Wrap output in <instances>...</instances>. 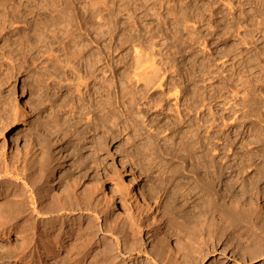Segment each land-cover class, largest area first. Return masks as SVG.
I'll use <instances>...</instances> for the list:
<instances>
[{"label": "rangeland", "instance_id": "374dc122", "mask_svg": "<svg viewBox=\"0 0 264 264\" xmlns=\"http://www.w3.org/2000/svg\"><path fill=\"white\" fill-rule=\"evenodd\" d=\"M48 1L0 0V82L8 79L0 86V96L7 98L11 109V127L5 125L0 131V162L11 166L17 161H42L46 170L40 174L37 186L44 205L59 207L67 195L80 203L86 196L88 209L82 217L78 211L73 213L68 221L75 222L72 226L61 229L55 225L52 229L44 222L24 232L25 221L32 218L29 194L22 193V181L17 177L0 172V264H24L25 246L35 256L34 264H110L104 262L109 256L107 239L115 241L117 237L119 243L134 245V251L128 255L123 249L114 251L118 259L113 264H155L152 246L163 258L182 262L178 251L184 249L187 238L171 230L168 218L172 211L180 221L188 225L192 221L201 237L207 238L211 230L218 233L221 229L227 234L216 252L211 250L197 264H211L213 258L217 260L214 264L264 263L261 259L249 261L251 252H260L264 243L250 246L254 237L242 224L244 221L226 230L224 215H238L240 208L245 217L249 205L255 203L263 216V198L253 203L252 198L243 195L239 190L242 179L236 193L231 190L228 183L236 178L228 169L223 179L205 181L199 160L183 150L184 145L193 144L196 154L191 153L197 158L211 144L217 151H212L211 158L217 164L235 165L240 163L237 153L264 148V62L252 67V73L241 71L238 77L233 76L231 46L235 40L229 33L236 21L243 26L246 23L241 26L242 34L246 32L250 43L263 47L264 0ZM248 21L255 26H249ZM257 24H261V31L256 30ZM147 55L155 56L153 62L161 69L160 74L166 70L164 87L173 83L178 86L177 98L174 91L152 87V81L137 82L135 74L144 71L138 66L145 64L146 69L153 58L147 59ZM245 73L249 78L258 77L251 84L255 87H243ZM234 90L240 91L238 102L234 101ZM165 96L169 98L167 103L154 106L153 97L156 100ZM212 115L217 122L213 128L216 132L209 141ZM17 131L23 138L15 140ZM171 160L187 169L179 180L196 189L185 205L174 202L171 192L163 189L165 183L159 184L160 180L171 179L165 170ZM194 169L200 171L204 189L189 175ZM96 178L98 186L93 183ZM124 180L131 188L125 187ZM22 194L28 198L21 199ZM209 196L217 206L211 205ZM143 197L152 208L147 207ZM19 206L24 210L19 212ZM101 212L99 230L95 217ZM152 216L159 222L158 231L151 225ZM11 217L17 219L12 222ZM2 234H7V239Z\"/></svg>", "mask_w": 264, "mask_h": 264}, {"label": "bare ground", "instance_id": "6f19581e", "mask_svg": "<svg viewBox=\"0 0 264 264\" xmlns=\"http://www.w3.org/2000/svg\"><path fill=\"white\" fill-rule=\"evenodd\" d=\"M36 1V0H35ZM42 1V0H41ZM47 2H49L48 0H46ZM34 2V1H33ZM51 3V2H50ZM54 3H56V2H52V5H54ZM48 4V3H47ZM38 5V4H37ZM51 5V6H52ZM56 5V4H55ZM55 5H54V8H55ZM41 6V5H40ZM45 6V5H44ZM58 6V5H57ZM65 6H67V4L65 5ZM70 6V5H69ZM69 6H67L66 7V9H69ZM46 7V6H45ZM48 7H49V5L47 6V10H49L48 9ZM62 7V6H61ZM86 8H88L87 6H85ZM64 8V7H63ZM70 8H72V7H70ZM57 9V11H58V8H56ZM55 9V10H56ZM59 9H60V7H59ZM65 9V11H67ZM88 9H90V6H89V8ZM91 9H93V8H91ZM90 9V10H91ZM94 9H95V7H94ZM97 9L98 10H100L98 7H97ZM51 10V9H50ZM53 10V9H52ZM71 10V9H70ZM73 10V9H72ZM98 10H96L95 12H97L98 13ZM87 11V10H86ZM54 12V11H53ZM63 12V11H62ZM67 12H69V10L67 11ZM101 12V11H100ZM98 13V14H100V15H102L101 13ZM52 13V12H51ZM55 13V12H54ZM57 13V12H56ZM58 13H60L59 11H58ZM65 12H63V14H64ZM91 13H93V11L91 12ZM100 15H98L99 16V18H100ZM57 16V15H56ZM69 16H70V14H69ZM68 16V17H69ZM52 17H54V16H52ZM51 17V18H52ZM50 18V19H51ZM54 19V18H53ZM52 19V20H53ZM58 19V18H57ZM48 20V19H47ZM55 20V19H54ZM252 20V19H251ZM48 21H50V20H48ZM58 21H59V19H58ZM239 21V20H238ZM51 22V21H50ZM55 22V21H54ZM57 22V21H56ZM202 22H203V20H202ZM234 22V21H233ZM244 22V21H243ZM246 22V21H245ZM51 23H53V21L51 22ZM231 23V22H230ZM256 23V22H255ZM259 23V22H258ZM261 23V22H260ZM209 25H210V23H209ZM245 25H247L246 23L244 24V26ZM248 25L249 26H251V27H253V26H255V24L253 23V21L251 22V21H248ZM261 24H259V27H258V24H257V26H256V30L258 31V30H260L261 28V26H260ZM263 25V24H262ZM241 26H243V24H241L240 22H235V23H233L232 24V26H230V28L232 27V32H229V33H232L231 35H232V37L234 38V44L231 46V56H232V58H233V60L235 61L234 63H233V65H232V67L234 68V69H232L233 70V76H236L237 75V77L239 76V74H240V72L241 71H245L246 73H248V72H251L252 73V67H257V65H259L261 62H264V45H263V47H261L262 45H260V47L258 46V45H256L255 44V42H249L248 40H247V36H246V32L244 33V35L242 34V32L240 31L242 28H241ZM189 30V29H188ZM255 30V31H256ZM262 30V29H261ZM260 30V31H261ZM100 31V30H99ZM101 31H102V29H101ZM253 31V30H252ZM213 33V32H212ZM229 33H227V34H229ZM262 33V32H261ZM53 34V33H52ZM103 34V33H102ZM101 34V35H102ZM1 35V34H0ZM100 35V34H99ZM190 35V34H189ZM242 35H243V38H241L242 37ZM251 35V34H250ZM97 36H98V34H97ZM103 37V36H102ZM101 36H99V38H102ZM189 37V36H188ZM3 38V37H2ZM190 38V37H189ZM96 39H98V37L96 38ZM188 39V38H187ZM192 39V38H191ZM250 39V38H249ZM39 40V39H38ZM98 40H100V39H98ZM240 40H243V45L245 46L244 48L243 47H241V45H242V43H241V41ZM252 40V39H251ZM258 40V39H257ZM257 40H256V42H257ZM262 40V39H261ZM240 41V42H239ZM264 41V40H263ZM103 43V42H102ZM263 44H264V42H262ZM261 43V44H262ZM250 44H252L253 45V47L252 48H250L249 47V45ZM242 45V46H243ZM230 47V46H229ZM230 49V48H229ZM101 50V49H100ZM138 53V52H137ZM136 53V54H137ZM102 54V53H101ZM139 54V53H138ZM103 55V54H102ZM98 56V55H97ZM137 57H138V55L136 56V60H137ZM140 57V56H139ZM153 57V58H152ZM152 57H150L149 58V56L147 55V59L149 58V59H151L152 58V60H151V62L149 61V64H150V66L149 67H147L146 69L144 68L143 69V66H145V64L142 66V67H140V65L138 66L139 68H138V70L139 69H142V73H137V74H135V78L137 79V82L139 81L140 82V80H142V79H146L145 80V82H148V83H150V81H152L150 84H152V87L154 86L155 87V85L157 86V88L158 89H160V91H168L169 93H171L172 91H174L173 92V94L176 96V98L178 97V94H179V90L180 89H178L177 87L178 86H174V83H173V85L172 84H170V87L168 86V84L166 85V88L164 87L165 86V84H166V82H164L165 80V76H166V70H164L161 74H160V72H161V69H159L157 66H155L156 65V63H154L153 62V59H154V57L155 56H153L152 55ZM140 59H141V57H140ZM147 59H146V61H147ZM156 59V58H155ZM154 59V60H155ZM98 60V59H97ZM100 60H102V58L100 57ZM99 60V62H101ZM106 60V59H105ZM135 60V61H136ZM143 61V60H142ZM140 62V60L138 61V63L137 64H140L139 63ZM83 63V62H82ZM95 63V62H94ZM102 63V62H101ZM143 63V62H142ZM142 63H141V65H142ZM151 63H152V65H151ZM85 65V64H84ZM89 65V64H88ZM88 65H87V69H88ZM102 65V64H101ZM90 66V65H89ZM95 66V65H94ZM146 66H148V62H147V64H146ZM263 66V65H262ZM91 68V67H90ZM93 68V67H92ZM261 68V67H260ZM259 68V69H260ZM263 68V67H262ZM100 69V68H99ZM137 69V68H136ZM163 69V68H162ZM257 69V68H256ZM8 70V69H7ZM12 70H13V68H12ZM89 70V69H88ZM94 70V69H93ZM10 71V70H9ZM91 71V70H90ZM90 71H89V73L87 72L86 74H90ZM261 71H262V69H261ZM138 72V71H137ZM140 72V71H139ZM263 72V71H262ZM19 73H20V71H19ZM246 73L244 74L245 76H247L246 75ZM250 74V73H249ZM6 75V78H8L7 76H9V75H7V74H5ZM14 75V74H13ZM17 75V74H16ZM94 75V74H93ZM134 75V74H133ZM254 75V74H253ZM262 75V74H261ZM89 76V75H88ZM244 76V77H245ZM249 76V75H248ZM247 76V79L246 80H243L242 78L240 79V78H238L239 79V81H242L243 83H242V85H243V87H245L246 89H248V88H252V87H255V86H252L251 84H255V82L254 81H256V79L258 78H249ZM251 76V75H250ZM257 76V75H256ZM259 76H260V74H259ZM262 76H264V75H262ZM13 77V76H12ZM91 77V76H90ZM93 77V76H92ZM91 77V78H92ZM143 77V78H142ZM236 77V78H237ZM255 77V76H254ZM10 78V77H9ZM260 78V77H259ZM133 79V78H132ZM230 79V78H229ZM264 79V78H263ZM262 79V80H263ZM7 80L8 79H2L1 80V82H0V86H3L4 84H6V82H7ZM10 80V79H9ZM236 81V80H235ZM238 81V82H239ZM257 81H259V80H257ZM261 81V80H260ZM83 82V81H82ZM264 82V81H263ZM263 82H260V83H263ZM88 83V82H87ZM142 83V82H141ZM235 83V82H234ZM237 83V82H236ZM149 84V85H150ZM231 84H233V83H231ZM257 84H259V83H257ZM237 85V84H236ZM241 85V84H240ZM263 85V84H262ZM147 86V85H146ZM239 86V85H238ZM251 86V87H250ZM144 87V86H143ZM148 87V86H147ZM146 87V88H147ZM169 87V88H168ZM198 87V86H197ZM197 87H195V88H197ZM235 87V88H234ZM233 88L234 89H237L236 87L237 86H234ZM240 87V86H239ZM242 87V88H243ZM198 89V88H197ZM230 89H232V87L230 88ZM239 89V88H238ZM237 89V90H238ZM246 89H244V90H246ZM1 90V89H0ZM237 90H234V94H235V98H234V101H236V102H238L239 100V92L240 91H237ZM166 91V92H167ZM199 91V90H198ZM198 91H196V92H198ZM250 91V90H249ZM249 91H247V92H249ZM168 93V94H169ZM253 93V92H252ZM2 93L0 92V95H1ZM201 94V93H200ZM249 94V93H248ZM232 95V94H231ZM255 95V94H254ZM234 96V95H233ZM167 96H165V98L163 97V98H160V99H156V100H153L154 99V97L152 98V103L154 104V106H156L157 105V107L158 106H161L162 104H160V102H165V103H167V101H168V99L169 98H166ZM171 97V96H170ZM137 98V97H136ZM175 98V99H176ZM241 98H243L244 100L246 99V97H241ZM240 98V99H241ZM248 98V97H247ZM133 100V99H132ZM150 100V99H149ZM244 100H242V102L244 101ZM252 100V99H251ZM134 101V100H133ZM248 101V100H247ZM230 102V101H229ZM9 101L7 100V98L4 96V97H1L0 96V131H1V129H3L4 127H5V125H7L8 126V128H10L11 126V124H10V120H9V118H10V110H9V108L8 107H10L9 106ZM134 103V102H133ZM249 103V102H248ZM251 103V102H250ZM253 103V102H252ZM256 104V103H255ZM232 105V104H231ZM164 106V105H163ZM238 106V105H237ZM236 106V107H237ZM152 107H153V105H152ZM235 107V106H234ZM156 108V107H155ZM233 108V107H232ZM244 109V108H243ZM162 110V109H161ZM212 110V109H211ZM231 110V109H230ZM252 111H254V110H252ZM235 112V111H234ZM248 113V112H247ZM246 113V114H247ZM253 113V112H252ZM232 114V113H231ZM245 114V115H246ZM251 114V113H250ZM215 115V114H214ZM214 115H212L213 116V118H212V124H211V126H212V133H211V135L209 136V138H208V140L210 141V139L211 138H215V132L216 131H214V123L216 122V118H214L215 116ZM236 116V115H235ZM243 116V115H242ZM183 117V116H182ZM184 120V119H183ZM232 120V119H231ZM188 122L190 121L189 119L187 120ZM196 121V120H195ZM191 122V121H190ZM193 122V121H192ZM208 122H209V120H208ZM230 122H232V121H230ZM207 123V122H206ZM217 123V122H216ZM196 124V123H195ZM243 124V123H242ZM210 126V125H209ZM210 126V127H211ZM226 126V125H225ZM241 126V125H240ZM198 128H199V126H198ZM196 131H199V130H196ZM237 133V132H236ZM260 134V133H259ZM192 137V136H191ZM19 138H23L22 137V135H21V133H19L18 131H17V135H16V137H15V140H18ZM193 138V137H192ZM196 138V137H195ZM217 138V137H216ZM197 140V139H196ZM209 141H208V143H209ZM157 142V141H156ZM201 142V141H200ZM207 143V144H208ZM260 143V142H259ZM263 143V142H262ZM256 144V143H255ZM160 146V145H159ZM186 148L185 149H183L184 151H185V153L186 152H188L189 153V156L191 157V158H193L194 160L195 159H198L199 160V162H197L198 163V168L199 167H202L203 169H204V173H205V176L204 177H206V178H204V180L205 181H207V179H209V181L210 182H215V181H217V179H223L224 178V175H225V173H226V171H228V170H230L231 171V175L232 174H234V177L236 178V180H230V183H228V186L230 187V189L231 190H233L234 192H235V190L237 189V185H238V181L240 180V179H242V182L240 183V185H241V189H239L242 193H243V195H247L248 197H250V198H252L253 200V203H254V199H260V198H263V201H264V148L263 149H258L257 148V150H252L251 148V150L249 149V150H244V152L243 153H241V155L240 154H238L237 153V155H239V160H240V163H238V162H236V164L235 165H219V164H217L216 163V161L213 159V158H211V153H212V151H214V153H215V149L213 148L214 147V145L213 146H211V144H210V147H207V146H209V144L206 146V147H204L203 148V145L201 146L202 148H203V150L201 151V155L200 156H197V158H194V156H193V154L191 153V152H194V151H196L195 149H194V146H193V144L192 145H184ZM205 146V145H204ZM217 146V145H216ZM249 146V145H248ZM218 147V146H217ZM250 147V146H249ZM216 148V147H215ZM232 147H230V149H231ZM169 149V148H168ZM227 150V149H226ZM225 151V150H224ZM228 151H229V149H228ZM198 152V151H197ZM217 152V151H216ZM188 153H187V155H188ZM195 153V152H194ZM199 153V152H198ZM196 154V153H195ZM173 156V155H172ZM171 156V154H170V157H172ZM177 156V155H176ZM173 158H175V157H173ZM208 158H210V159H208ZM188 159H190V158H188ZM192 159V160H193ZM191 160V161H192ZM257 160H260V164H258L257 163ZM35 161V160H34ZM196 161V160H195ZM229 161V160H228ZM18 164H19V166L21 165L22 166V168L20 167V169H19V166H18ZM188 165V164H187ZM193 166V165H192ZM197 166H196V163H195V167L197 168ZM194 167V166H193ZM194 167V168H195ZM160 168V167H159ZM195 168V169H196ZM197 168V169H198ZM202 168H200V169H202ZM192 169V168H191ZM195 169L194 170H190L189 171V175L190 174H192V178H193V181H194V183L196 182L197 183V185L199 186V188H203L204 189V182L205 181H201V179H200V177L202 178V176H199V172L200 171H195ZM228 169V170H227ZM44 170V164H43V162L42 161H35V162H32L31 161V163H27V161H24V162H15V163H13L11 166H10V164H8L7 162H3V163H1L0 162V172L2 173V174H10V176L11 177H13V175L15 176V177H17L16 178V180H19V181H22V186H21V190H22V193L23 192H25V194H26V192L29 194V198H30V200H31V204H32V207H33V209L31 210L32 212H31V214H32V218H30V219H28V220H26L25 221V224H26V226H25V228H22V229H24V232H28V231H30L31 229H33L34 227H38L39 225H41L42 223H44V222H48V226L49 227H51L52 229L54 228V226L56 225H59L60 226V228L61 229H63V227H66V226H72L73 224H75V222H73V221H71V222H68L70 219H72L73 218V216L75 215V214H73V213H75L76 211H78L79 212V214L78 215H83V212H84V210L85 209H88L87 208V206H86V204H85V199H86V196H84L83 198H82V202L80 201V203H78V202H76V201H74V199L72 198V197H70V195H67L66 197H65V199H64V202H60V206L59 207H46L45 205H44V202H42V200L44 199V197L42 196V194H41V192L39 191V189H38V186H37V183H39L38 182V179H39V176H40V174H42V171ZM46 170V169H45ZM44 170V171H45ZM165 170H167V173L170 175L169 177H171V179L169 180V178H167V179H165L164 181H162V180H160L159 181V184H164V187H163V189H165V190H167V191H170L171 192V194H172V197L175 199L174 200V202L175 201H177V202H184V205L186 204V203H188L187 201H190L191 199H193V197L195 196V194H194V189L195 188H193L191 185L190 186H187V184H189L188 182L186 183H184V182H182L181 180H179V176H181L182 174H183V172L184 171H187V169H186V167H184V166H178V165H176L175 163H174V161L173 160H171L169 163H168V166H167V168L165 169ZM165 172V171H164ZM1 173H0V179H1ZM44 173V172H43ZM166 173V172H165ZM244 173L246 174L247 173V175L246 176H243L244 175ZM202 174V173H201ZM167 175V174H166ZM2 177H4V176H2ZM157 178V177H156ZM163 178V177H162ZM8 179V178H7ZM42 179V178H41ZM160 179V178H159ZM181 179V178H180ZM203 180V179H202ZM213 180V181H212ZM219 181V180H218ZM224 181V180H223ZM17 182V181H16ZM213 182V183H214ZM20 183V182H19ZM60 183V182H59ZM93 183H96V185L98 186L99 185V182H98V180H97V178L93 181ZM219 183V182H218ZM155 184V183H154ZM158 184V185H159ZM124 185H125V187H128V188H131V184H130V182H127V180H124ZM157 185V186H158ZM227 185V184H226ZM190 187H192L193 189H190ZM19 188V187H18ZM23 188V189H22ZM198 188V189H199ZM206 189V188H205ZM227 189H229V188H227ZM24 190V191H23ZM196 190V189H195ZM208 190V189H207ZM207 190L205 191V192H207ZM210 190V189H209ZM209 190H208V194H209ZM1 191V190H0ZM230 191V190H229ZM228 191V192H229ZM232 191V192H233ZM18 192H20V191H18ZM204 192V193H205ZM134 193V192H133ZM203 193V194H204ZM236 193V192H235ZM27 194V195H28ZM13 195H15V193H13ZM17 195V194H16ZM23 195V194H22ZM21 195V196H22ZM134 195H136V194H134ZM212 195V194H211ZM19 196V195H18ZM20 196V197H21ZM26 196V195H25ZM24 195L21 197V199L23 198V197H25ZM89 196V195H88ZM246 196V197H247ZM27 198H28V196H26ZM211 197H213V196H211ZM14 198V197H13ZM144 198V197H143ZM209 198H210V196H209ZM25 199V198H24ZM23 199V200H24ZM202 199V198H201ZM211 200H210V202L212 201V198H210ZM248 199V198H247ZM61 201H62V199H60ZM88 200V199H87ZM144 200L147 202V207L148 208H152V206H151V204H150V202H149V200H147L146 198H144ZM209 200V199H208ZM261 200V199H260ZM21 201V200H20ZM206 201V200H205ZM213 201H216L215 199H213ZM239 201V200H238ZM6 202H7V198H6ZM25 202V201H24ZM23 202V205H22V207L23 206H25L24 203ZM20 203H22V202H20ZM204 203V202H203ZM12 204V203H11ZM216 205V202L215 203H213V202H211V205ZM21 205V204H20ZM196 205V204H195ZM206 205V204H205ZM208 205V204H207ZM254 205H255V203H254ZM254 205H249V208H248V211L246 212L247 213V215L245 216V217H243L242 216V213H241V211H240V208H239V211H236L237 212V214L238 215H227V214H224L225 216H226V222L228 223V225H225L227 228H226V230L228 229V227L230 226L232 229L234 228V227H236V226H238V224H241V221L243 222L244 221V223H242V224H246V228L248 229V231H250V233L253 235L252 237H254V238H252V240H251V242L252 243H254L253 245H250L251 247L252 246H254L255 245V243L257 244V243H264V215L262 216V214L261 213H259V211H257V207L255 208L254 207ZM54 206V205H53ZM197 206V205H196ZM200 206V205H199ZM217 206V205H216ZM216 206H215V208H216ZM22 207H20L19 206V208L17 207V209H19V212H21L20 210H21V208ZM89 207V206H88ZM194 207V206H193ZM219 207V206H218ZM244 207V206H243ZM203 208V207H202ZM23 209V208H22ZM24 210V209H23ZM90 210V209H89ZM213 210H214V207H213ZM236 210V209H235ZM247 210V209H246ZM15 211H18V210H15ZM28 211V210H27ZM199 211H201V210H199ZM199 211H198V213H199ZM204 211V210H203ZM208 211V210H207ZM211 211V210H210ZM19 212H17V215H18V213ZM221 212V211H220ZM10 213V212H9ZM12 213H14V212H12ZM22 213H23V211H22ZM5 214V213H4ZM100 214V213H99ZM170 214V213H169ZM168 214V215H169ZM197 214V213H196ZM222 214H223V212H222ZM231 214V213H230ZM13 215V214H12ZM244 215H245V213H244ZM31 216V215H30ZM195 216V215H194ZM208 216V215H207ZM223 216V215H222ZM76 217V216H75ZM82 217V216H81ZM103 217V212H101V216H99L98 218H96L95 217V220H96V223H97V225H98V229L100 230V219ZM178 217V216H177ZM175 215H173V211H172V213L169 215V220H168V222H169V224L171 225V230H173L174 231V234L176 235V234H179V235H181V233H184L185 234V236H186V238H187V243H186V245L183 247L184 249L183 250H181V251H178V254H179V259L182 261V262H179L178 261V259L176 260H172V259H168L167 257H166V259L165 258H163L161 255H159V251H157V250H155V248H156V246L154 247V246H152L150 249H152L151 251H152V257H153V261H154V263L155 264H178L177 262H179V264H184L185 262L187 263V262H189V263H191V264H197L198 262H201L202 260H204L208 255H209V253H211V250H212V252L213 253H215L216 252V247H217V245L218 244H221V240H222V238L223 237H227V234H225L224 232H222L221 231V229H220V231L218 232V233H215V230H214V232H212V230L209 232V230H208V232H209V234L207 233V235H208V237L206 238V237H201V235H203V234H197V232H199V231H195L196 229L195 228H197L196 227V225L195 224H193V222L191 221L190 223H189V225L188 224H186L187 222H183L182 220L180 221L178 218H177ZM191 218H193V217H191ZM199 218V217H198ZM223 218H224V216H223ZM17 219V217H15V218H13V217H11V220L10 221H14V220H16ZM50 219V220H49ZM74 220V219H73ZM197 220V219H196ZM78 221H80V220H78ZM94 221V220H93ZM189 221H190V219H189ZM224 221V220H223ZM23 223V222H22ZM159 222H158V220L155 218V216H152V222H151V225H153V226H155V230L156 231H158L159 230V224H158ZM22 225V224H21ZM170 225H169V227H170ZM149 226H150V224H149ZM200 226V225H199ZM198 226V227H199ZM240 226V225H239ZM97 227V226H96ZM229 227V228H230ZM58 228V227H57ZM59 228V229H60ZM94 228V227H93ZM201 228V227H200ZM202 228H203V226H202ZM242 228V227H241ZM94 229H96V228H94ZM215 229V228H214ZM219 229V228H218ZM115 230V229H114ZM200 230V229H199ZM97 231V230H96ZM203 231V230H202ZM201 231V232H202ZM225 231V230H224ZM230 232V231H229ZM37 233V232H36ZM117 234V233H116ZM184 234H183V236H184ZM173 235V234H172ZM200 235V236H199ZM250 235V234H249ZM117 236V235H116ZM251 236V235H250ZM1 237H3V239L4 238H6L7 239V237H8V235L7 234H2L1 235ZM124 237V236H123ZM180 237V236H179ZM234 237V236H233ZM227 239V238H226ZM235 239V238H234ZM239 239V238H238ZM236 240V239H235ZM240 240V239H239ZM241 240H243V239H241ZM247 240H249V239H247ZM107 241H108V243H106L107 244V247L109 248V252H108V254H109V256L107 255V254H105L106 252H104V251H107L106 249H108V248H106L105 250L103 249L102 251L104 252V254L105 255H107V257L105 258V260H104V262L106 261V263L108 262V263H114L115 262V260L116 259H118V256H117V254L116 253H114V251H120V249H123V252H125V254H131V252H132V250H133V248L132 247H134V245H131V244H128L127 242H123V243H119V239H118V237L115 239V241H110L109 239H107ZM244 241V240H243ZM248 243H249V241H247ZM185 243V242H184ZM237 243V242H236ZM36 244V243H35ZM109 244V245H108ZM134 244H136V243H134ZM141 244V243H140ZM244 244H245V242H244ZM138 245V244H137ZM196 245V246H195ZM243 245V244H242ZM23 246V245H22ZM82 246H85V245H82ZM239 246V245H238ZM244 246V245H243ZM248 246V245H247ZM264 246V245H263ZM263 246H262V249H263ZM25 247H27V246H25ZM23 248V257H27V258H23V262H24V264H34V261H33V259H34V257L35 256H32L33 255V253H30V250L28 249V248ZM138 247H140V246H138ZM246 247V246H245ZM255 247V246H254ZM259 247H261V246H259ZM258 247V248H259ZM82 249V248H81ZM161 249V248H160ZM182 249V248H181ZM243 249V248H242ZM248 249H250V248H248ZM248 249H247V251H248ZM252 249V248H251ZM256 249H257V247H256ZM255 249V250H256ZM262 249H260V252H254V253H252L251 252V259L249 260V261H255V260H257V259H261V261L262 262H264V250H262ZM238 250H240V249H238ZM259 250V249H258ZM134 251V250H133ZM244 251H245V248H244ZM251 251V250H250ZM249 251V252H250ZM253 251V250H252ZM21 252V251H20ZM102 253V252H101ZM119 253V252H118ZM103 254V255H104ZM177 254V255H178ZM241 254V253H240ZM244 254H246V253H244ZM250 254V253H249ZM100 256V255H99ZM176 256V255H175ZM237 256V255H236ZM246 256V255H245ZM248 257V256H247ZM39 258V257H38ZM171 258V257H170ZM173 258V257H172ZM238 260V259H237ZM245 260V259H244ZM247 260H248V258H247ZM9 261V260H8ZM126 261V260H125ZM135 262V261H134ZM141 262V261H140ZM145 262V261H144ZM235 263H238V262H236V261H234ZM132 263V262H131ZM185 263V264H186ZM214 263H217V260L215 259V258H213V260H212V262H211V264H214ZM100 264V263H99ZM122 264H125L124 263V261H123V263ZM129 264V263H128ZM188 264V263H187ZM262 264H264V263H262Z\"/></svg>", "mask_w": 264, "mask_h": 264}]
</instances>
